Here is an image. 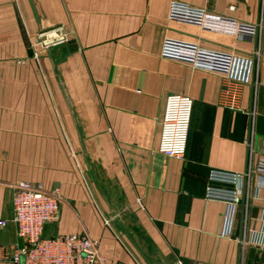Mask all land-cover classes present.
<instances>
[{
    "label": "crops",
    "instance_id": "obj_1",
    "mask_svg": "<svg viewBox=\"0 0 264 264\" xmlns=\"http://www.w3.org/2000/svg\"><path fill=\"white\" fill-rule=\"evenodd\" d=\"M179 1L260 22V37L172 19V0H0V219H9L0 228L4 256L22 242L12 221V185L31 181L59 186L64 199L44 234L86 232L99 241L107 264H264V251L241 242L264 226V177L245 182L231 236L222 235L227 204L205 197L211 168L246 171L253 122L257 149L264 135V0ZM51 28L57 29L40 35ZM58 38L66 39L50 48L42 43ZM166 38L242 56L259 47L257 80L242 87L239 107L222 103V75L161 56ZM171 93L193 98L182 158L159 151ZM0 264L13 263L0 258Z\"/></svg>",
    "mask_w": 264,
    "mask_h": 264
},
{
    "label": "built area",
    "instance_id": "obj_2",
    "mask_svg": "<svg viewBox=\"0 0 264 264\" xmlns=\"http://www.w3.org/2000/svg\"><path fill=\"white\" fill-rule=\"evenodd\" d=\"M231 9L236 8L231 3ZM169 16L180 22L196 24L207 30L226 33L237 37L257 40L262 24L240 21L231 16L211 14L179 0H172ZM66 38L43 40L45 47H50ZM261 50L257 47L247 56L214 51L198 44L166 38L161 56L188 63L195 68L222 75L227 83L221 94L224 105L238 108L242 87L255 84ZM193 112V98L183 93L168 95L161 124L159 151L174 158L184 157L187 150L188 136ZM256 130L251 124L248 147L249 163L246 171L235 172L211 168L205 197L220 200L227 204L223 216V236H231L235 227L236 215L243 201L245 182L254 174L264 177V135L260 147H256ZM258 153L256 163L253 156ZM14 188V216L21 243L12 246L4 256L0 247V258H6L13 264H107L100 252V243L88 233L45 235L46 224L58 218L61 204L64 202L59 186L45 188L41 182L22 181L12 185ZM142 205V202L139 201ZM9 219H0V228L7 226ZM243 244H252L264 251V226L252 232L250 239L242 237ZM177 264H183L179 261Z\"/></svg>",
    "mask_w": 264,
    "mask_h": 264
},
{
    "label": "water",
    "instance_id": "obj_3",
    "mask_svg": "<svg viewBox=\"0 0 264 264\" xmlns=\"http://www.w3.org/2000/svg\"><path fill=\"white\" fill-rule=\"evenodd\" d=\"M34 9L37 13V9H36V6L34 5ZM57 28H51V29H41V32H40V35H45L47 33H49L50 31H53ZM45 40V39H44ZM50 48V47H48ZM49 52L51 53V50H49ZM54 69H55V73L57 75V79L59 81V84H60V87H61V90L63 91L64 95H65V98H66V101H67V104L69 106V108L71 109L72 111V114H73V117H74V120H75V123H76V126H77V130L79 132V136H80V140H81V143H82V147H83V151H84V155L89 159V153L87 151V147L85 145V142H84V139H83V134H82V130H81V127H80V122H79V118L78 116L76 115L75 111H74V104L72 102V99L69 95V92L64 84V81L60 78L59 74H60V71H61V67L59 64H54ZM116 218H118V216H116V212L113 211L112 213ZM120 219V218H119Z\"/></svg>",
    "mask_w": 264,
    "mask_h": 264
}]
</instances>
